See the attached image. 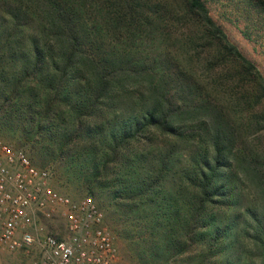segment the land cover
Wrapping results in <instances>:
<instances>
[{"label":"trees","instance_id":"trees-1","mask_svg":"<svg viewBox=\"0 0 264 264\" xmlns=\"http://www.w3.org/2000/svg\"><path fill=\"white\" fill-rule=\"evenodd\" d=\"M0 135L138 264H264V75L205 0H0Z\"/></svg>","mask_w":264,"mask_h":264},{"label":"built area","instance_id":"built-area-1","mask_svg":"<svg viewBox=\"0 0 264 264\" xmlns=\"http://www.w3.org/2000/svg\"><path fill=\"white\" fill-rule=\"evenodd\" d=\"M51 180L48 168L0 138V244L27 253L37 248L31 264H132L119 255L93 198L72 200ZM57 216L65 221L63 236L43 228Z\"/></svg>","mask_w":264,"mask_h":264},{"label":"rangeland","instance_id":"rangeland-1","mask_svg":"<svg viewBox=\"0 0 264 264\" xmlns=\"http://www.w3.org/2000/svg\"><path fill=\"white\" fill-rule=\"evenodd\" d=\"M259 0H205L211 16L223 27L228 38L250 58L264 75V8ZM6 143L22 148L31 162L37 167L48 168L52 173L51 184L55 190L69 196L72 200H80L89 194L84 184L78 180L65 182L64 175L55 167L52 160L39 157L27 147L18 145L7 136L0 135ZM93 198L104 214L106 228L111 233L119 255L132 264H138L131 255L130 242L119 233V227L113 222L107 213V197L105 194L95 192L89 195ZM44 230L63 236L65 221L62 217H54L52 220L43 221ZM130 246V247H129ZM37 248L30 252L9 251L0 244V264H31L37 256Z\"/></svg>","mask_w":264,"mask_h":264}]
</instances>
